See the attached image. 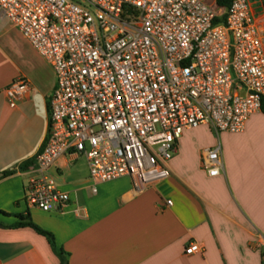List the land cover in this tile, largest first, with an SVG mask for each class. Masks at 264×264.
I'll return each instance as SVG.
<instances>
[{"label":"built area","instance_id":"obj_1","mask_svg":"<svg viewBox=\"0 0 264 264\" xmlns=\"http://www.w3.org/2000/svg\"><path fill=\"white\" fill-rule=\"evenodd\" d=\"M0 16L54 74L47 137L23 195L44 213L69 203L50 173L60 158L85 159L93 193L121 177L139 191L169 176L183 130L242 132L264 100V48L249 0L227 10L201 0H0ZM28 90L17 78L5 93L17 102ZM201 165L222 173L219 145L202 150ZM202 251L190 242L184 253Z\"/></svg>","mask_w":264,"mask_h":264},{"label":"crops","instance_id":"obj_2","mask_svg":"<svg viewBox=\"0 0 264 264\" xmlns=\"http://www.w3.org/2000/svg\"><path fill=\"white\" fill-rule=\"evenodd\" d=\"M249 3L264 48V0ZM17 78L26 79L29 90L14 102L5 90ZM54 84L49 64L0 16V223L28 214L54 236L56 247L68 254L67 264H264L261 111L239 133L215 134L207 124L206 135L192 132L202 125L183 130L167 163L169 176L139 191L131 178L121 177L97 184L93 193L88 176L73 174L79 158L62 157L50 173L69 203L61 213H44L23 200L31 164L22 166L34 163L47 137ZM216 145L223 171L211 177L201 154ZM3 172L11 174L2 177ZM190 242L200 244L202 253L186 255ZM0 264L59 260L33 229L0 227Z\"/></svg>","mask_w":264,"mask_h":264},{"label":"trees","instance_id":"obj_3","mask_svg":"<svg viewBox=\"0 0 264 264\" xmlns=\"http://www.w3.org/2000/svg\"><path fill=\"white\" fill-rule=\"evenodd\" d=\"M214 1H215L216 7L219 9H223V10H227L233 2V0H214ZM224 18L225 16L223 15L222 18L215 19V22L216 23L221 22L224 20ZM260 111L264 114V100L261 103ZM32 163H33V160H28L27 162L23 164L22 167L25 168ZM9 174H11V172H3L2 177L7 176ZM3 215H6V214H3ZM14 217L17 220L15 223L10 224V225H5V224L0 223V227L6 228V229H19V228L33 229L36 233L43 236L47 240L52 252L58 258L59 264H67L68 254L65 253L62 249L56 247L54 236L50 232L45 231L39 228L37 225H35L30 219L28 214L17 215Z\"/></svg>","mask_w":264,"mask_h":264},{"label":"rangeland","instance_id":"obj_4","mask_svg":"<svg viewBox=\"0 0 264 264\" xmlns=\"http://www.w3.org/2000/svg\"><path fill=\"white\" fill-rule=\"evenodd\" d=\"M74 1H78V0H74ZM202 2L207 5L208 7H210L213 10H216V6L214 4L213 0H202ZM193 133H195L196 135L198 134V132H204L203 135H206V130H205V126L202 125L201 127H199V129L192 131ZM201 135V137L203 136ZM73 174L76 177H87L88 176V170H87V165H86V161L83 157H80L77 161V163L75 164V166L72 169ZM66 181L69 182L70 178L65 177Z\"/></svg>","mask_w":264,"mask_h":264}]
</instances>
